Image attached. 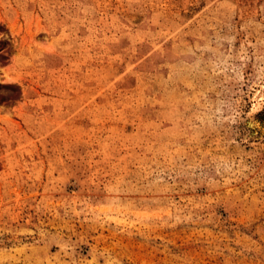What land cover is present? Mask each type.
<instances>
[{
	"label": "rangeland",
	"instance_id": "374dc122",
	"mask_svg": "<svg viewBox=\"0 0 264 264\" xmlns=\"http://www.w3.org/2000/svg\"><path fill=\"white\" fill-rule=\"evenodd\" d=\"M0 264H264V0H0Z\"/></svg>",
	"mask_w": 264,
	"mask_h": 264
},
{
	"label": "bare ground",
	"instance_id": "6f19581e",
	"mask_svg": "<svg viewBox=\"0 0 264 264\" xmlns=\"http://www.w3.org/2000/svg\"><path fill=\"white\" fill-rule=\"evenodd\" d=\"M247 123H248L249 126H254V124H255V122L253 121V118L252 117H250L248 119Z\"/></svg>",
	"mask_w": 264,
	"mask_h": 264
}]
</instances>
